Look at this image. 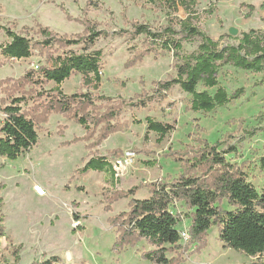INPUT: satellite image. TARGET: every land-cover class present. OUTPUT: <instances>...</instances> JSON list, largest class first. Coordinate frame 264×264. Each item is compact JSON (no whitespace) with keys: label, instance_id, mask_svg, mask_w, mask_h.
<instances>
[{"label":"rangeland","instance_id":"rangeland-1","mask_svg":"<svg viewBox=\"0 0 264 264\" xmlns=\"http://www.w3.org/2000/svg\"><path fill=\"white\" fill-rule=\"evenodd\" d=\"M172 1L0 0V48L9 41L3 28L27 37L34 45L29 59L11 63L2 58L0 50V84H13L11 97L26 98L23 105L26 112L31 113L35 106L42 110L56 93H52L54 83L39 86L41 83L30 80L21 82L25 74L38 67L50 68L53 60L66 52H83L82 45L64 48L53 43L48 48L42 47L39 44L46 38L42 29H49L59 39L76 40L85 37L83 22H87L100 32L92 50L102 55L98 86H86L79 75H73L59 88L65 96L88 97L89 130L85 132L71 118L52 113L37 130L36 146L14 161L0 158V213L4 231L0 238V264H40L52 257H57L60 264H153L143 254L156 248L144 240L122 248L115 246L118 234L110 220L126 213L132 198L149 197L144 184L171 183L185 174L182 163L167 155L196 146V139L221 143L223 150L234 146L236 154L226 155V160L243 164L248 181L258 192L264 189V170L259 168V160L264 157V73L254 74L230 66L220 68L219 85L228 94L240 88L244 92L239 99L211 113L192 112L191 97L178 87L164 99L154 93L157 82L175 77L174 61L169 53L151 52L146 39L134 35V26L145 25L152 31L167 27L179 30L187 13L178 0ZM193 2L192 24L213 41L219 40L220 45L237 42L249 30L264 31V11L259 9L264 0ZM230 28L238 30L236 37L228 34ZM197 45L198 40L184 43L183 50L190 53ZM139 55H142L140 62L133 67L125 66ZM4 98L0 88V106ZM141 101L144 105H140ZM112 112L117 115L111 117ZM146 118L173 125L174 130L158 142L156 134L147 133ZM2 120L0 112V123ZM105 125L118 126L120 131L88 148L100 137ZM253 130L256 133L249 136ZM86 134L92 138L81 140ZM128 152L135 154L134 160L116 178L113 162ZM98 158H106L111 171L80 173L90 159ZM139 185L133 197L118 198L109 211L105 209L113 192H126ZM171 211L181 214L177 230L188 231L190 211L180 202L173 204ZM187 243L180 242V246ZM194 248L195 245L189 248L180 264L264 262V254L247 257L224 248L216 227L207 231L206 246L200 252L194 253ZM180 250L168 252L166 257L175 258Z\"/></svg>","mask_w":264,"mask_h":264},{"label":"trees","instance_id":"trees-1","mask_svg":"<svg viewBox=\"0 0 264 264\" xmlns=\"http://www.w3.org/2000/svg\"><path fill=\"white\" fill-rule=\"evenodd\" d=\"M154 3L159 0H147ZM169 3L173 1L169 0ZM179 6L187 13V18L180 23L179 30L171 27L162 31H152L145 25L134 26V35L143 36L151 46V52L158 55L169 53L174 61L175 77L155 84L154 93L164 99L169 92L178 87L181 92L191 97L190 110L192 112L211 113L222 108L243 95V88L228 94L219 85L218 72L220 68L230 66L237 70L254 74L264 73V31L249 30L242 33L235 43L220 45L219 40L210 37L195 27L192 22L195 15L192 12L193 0H178ZM250 12L254 9L249 7ZM264 11V2L259 7ZM248 17V16H247ZM84 23V38L76 40L59 39L54 37L49 29L41 30L46 37L39 45L48 48L53 43L69 48L82 45V53L71 51L56 57L50 68H37L28 71L21 82L54 83L52 93L56 96L49 98V102L41 110L35 106L31 113L23 108L26 104L24 97H11L12 85L0 84L5 98L1 100L0 112L3 120L0 123V158L14 161L24 153L29 152L38 142L37 130L47 122L50 114H59L71 118L81 126L85 132L89 130L86 109L90 107L87 96L81 94L65 96L60 86L73 75H79L86 86H98L101 82V52L92 50L100 32ZM9 39L1 50L2 58L11 63L29 59L34 45L22 35L16 34L8 28L2 29ZM227 38L230 39L229 36ZM198 40L196 49L185 53L183 44ZM142 55L132 58L125 64L133 67L142 60ZM1 65V64H0ZM35 73L37 78L35 79ZM36 80V81H35ZM8 83V82H7ZM201 87L202 90H198ZM213 91V92H211ZM11 97V98H10ZM136 97H139L136 95ZM9 101L5 104L6 99ZM84 98V99H83ZM86 99V101H85ZM140 105H144L141 101ZM114 112L110 114L115 117ZM147 133L158 136V142L174 130V126L145 119ZM100 137L89 147H94L107 136L120 131L118 126L105 125ZM264 130V127L262 128ZM256 130L250 132L253 136ZM92 138L86 134L81 140ZM80 139H75L74 141ZM196 146H187L181 151L169 152L175 162H181L185 174L171 183L153 182L147 185L149 197L147 199L132 198L128 203V211L110 220V224L118 234L117 248L134 245L144 240L156 249L143 254V257L153 264H180L182 256L195 245L194 253L200 252L206 246L207 231L211 227L218 229V239L226 249L243 253L247 257L264 254V189L258 192L248 181L243 164L237 165L226 160V155L236 154L234 146L225 150L220 149L221 143L209 144L196 139ZM259 168L264 170V157L259 160ZM89 171H111L106 158L90 159L80 173ZM114 176V173H113ZM141 185L126 192H113L105 209L118 198L133 197ZM183 203L190 211L188 219L191 221L188 229L190 236L187 245L180 246V236L177 230L181 222V214H174L171 206ZM78 218V217H77ZM3 217L0 213V238L3 237ZM167 246V247H165ZM181 249L175 258L168 259V252ZM192 252V253H193ZM40 264H60L57 257ZM251 264H264L255 262Z\"/></svg>","mask_w":264,"mask_h":264},{"label":"built area","instance_id":"built-area-1","mask_svg":"<svg viewBox=\"0 0 264 264\" xmlns=\"http://www.w3.org/2000/svg\"><path fill=\"white\" fill-rule=\"evenodd\" d=\"M134 157L135 154L128 152L123 156V158L117 159L113 162L112 169L116 178L122 176L127 167L133 162ZM36 190L41 192L38 188H36ZM179 236L180 242L187 243L189 241L190 236L187 229H182L181 231H179Z\"/></svg>","mask_w":264,"mask_h":264},{"label":"water","instance_id":"water-1","mask_svg":"<svg viewBox=\"0 0 264 264\" xmlns=\"http://www.w3.org/2000/svg\"><path fill=\"white\" fill-rule=\"evenodd\" d=\"M228 34H229L230 36H232V37H236L237 34H238V30L235 29V28H230V29L228 30ZM69 259H70V256L67 255V260H69Z\"/></svg>","mask_w":264,"mask_h":264}]
</instances>
